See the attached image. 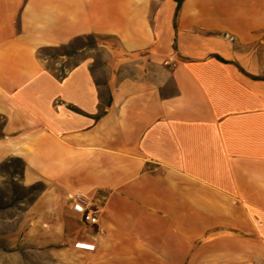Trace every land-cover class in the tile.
Returning <instances> with one entry per match:
<instances>
[{"label": "crops", "instance_id": "0c3cea01", "mask_svg": "<svg viewBox=\"0 0 264 264\" xmlns=\"http://www.w3.org/2000/svg\"><path fill=\"white\" fill-rule=\"evenodd\" d=\"M93 35L105 83L40 56ZM7 177L0 264H264V0H0Z\"/></svg>", "mask_w": 264, "mask_h": 264}, {"label": "rangeland", "instance_id": "374dc122", "mask_svg": "<svg viewBox=\"0 0 264 264\" xmlns=\"http://www.w3.org/2000/svg\"><path fill=\"white\" fill-rule=\"evenodd\" d=\"M112 43L110 38L107 37H89L78 43L82 49L66 58H61L60 54L63 51L44 50L40 53L41 58L44 60L46 66L60 71L61 68H70L76 63L85 58L93 59V70L98 77L99 83H105L107 70L105 69L104 57L107 54V49L103 45ZM7 167L12 172H16L18 167L15 162H11ZM27 189L22 188L17 181L12 177H7L4 189L0 192V210L3 205L11 207L17 202L19 196L26 195Z\"/></svg>", "mask_w": 264, "mask_h": 264}, {"label": "built area", "instance_id": "2783aa9c", "mask_svg": "<svg viewBox=\"0 0 264 264\" xmlns=\"http://www.w3.org/2000/svg\"><path fill=\"white\" fill-rule=\"evenodd\" d=\"M173 61V59H171ZM73 209L78 214L82 221L89 225L98 224V213L91 207L89 201L82 196H79L73 201Z\"/></svg>", "mask_w": 264, "mask_h": 264}, {"label": "trees", "instance_id": "16d2710c", "mask_svg": "<svg viewBox=\"0 0 264 264\" xmlns=\"http://www.w3.org/2000/svg\"><path fill=\"white\" fill-rule=\"evenodd\" d=\"M175 1L178 3V9H179L184 0H175ZM89 37H100V36L93 35V36H88V37H79V38L74 39L73 41H71L67 45H62L60 47L45 48L42 51H44V50L63 51L60 54V57H68L74 53L79 52L82 49V47L78 46V43L82 42L84 39L89 38ZM60 73H61V75H60L61 77L65 76V68L64 67L61 69ZM14 162L18 168H21V162L20 161H14Z\"/></svg>", "mask_w": 264, "mask_h": 264}]
</instances>
